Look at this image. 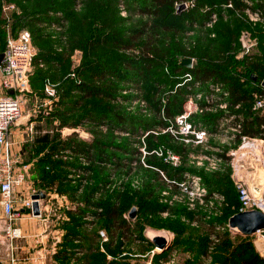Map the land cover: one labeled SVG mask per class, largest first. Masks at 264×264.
Returning <instances> with one entry per match:
<instances>
[{
	"label": "rangeland",
	"instance_id": "1",
	"mask_svg": "<svg viewBox=\"0 0 264 264\" xmlns=\"http://www.w3.org/2000/svg\"><path fill=\"white\" fill-rule=\"evenodd\" d=\"M198 2L208 4L196 10ZM183 3L186 8L179 14L209 11L210 15L193 22L186 18L181 31L168 35L171 44L177 42L178 47L194 53L183 56L193 59L191 68L182 65L183 58L180 66L195 68L201 63L199 55L207 51L205 62L214 58L215 62L225 63L227 74L233 76L231 80L251 94L252 104H246L250 107L231 106L234 98L221 80L199 78L188 71L177 73L166 64L163 70L156 65L151 72L154 75H145L147 78L138 83L106 77V82L119 86L114 98L85 99L81 91L74 90L67 100L81 98L82 106L64 114L70 106H53V102L60 99L65 79L102 82L88 74L79 77L78 72L84 61L97 60L102 49L85 56L76 45L90 39L94 26L100 23L95 24L99 14L112 15L110 19L118 22L119 36L125 39L123 43L127 42L129 30L146 19L138 13L139 1L0 0L2 11L7 4L15 9L13 18L18 22L13 23V34L21 28L31 31L34 56L50 47L60 55L68 54L62 67L54 63L41 67L52 76L55 95H49L45 86L34 91L31 80L38 78L39 65H33L23 114L10 134L13 159L18 167L27 170L22 192L31 187L47 194L41 200L47 205L44 213L39 217L26 215L19 222L25 237L15 241L17 264H145L156 247L149 239L153 232L167 234L173 241L167 252H156V258L175 256L181 264H238L231 249H226L240 239L230 232L229 217H225L229 205L221 201V177L231 180L242 161L250 157L257 160L247 149H239L241 129L230 125L236 120L225 118L232 114L245 118L248 108L264 112V107L254 109L264 79H253L254 74L264 76V0H241V7L233 0H186L176 2V12ZM25 12L27 18L20 21ZM49 16L60 18L63 25L50 21ZM6 25L3 17L0 52L8 46ZM166 44L170 43L163 45L164 52L169 50ZM107 51L108 56L130 54L117 44L110 45ZM256 63L263 69L261 72L254 69ZM110 66L121 75L126 72L122 63ZM175 78L180 80L177 85L173 83ZM180 87L186 88L182 94L183 111L190 113V120L209 128L200 143L193 140L192 132L183 131L177 115L172 118L160 111L158 103L166 104ZM46 100L50 103L45 104ZM203 103H207L204 111L200 105ZM87 105L114 114L112 118L100 115L74 124L72 116L79 115ZM57 110L60 116L55 115ZM75 143L81 145L80 151L69 147ZM173 156H178L176 164ZM159 164H165L167 169ZM178 168L182 170L176 177ZM194 177L199 178V184L191 183ZM43 185L46 186L42 188ZM134 207L137 215L131 218ZM115 211L118 213L113 217ZM250 238L254 244L260 240L258 234ZM0 260L9 263L6 246L1 242Z\"/></svg>",
	"mask_w": 264,
	"mask_h": 264
},
{
	"label": "trees",
	"instance_id": "2",
	"mask_svg": "<svg viewBox=\"0 0 264 264\" xmlns=\"http://www.w3.org/2000/svg\"><path fill=\"white\" fill-rule=\"evenodd\" d=\"M82 1V0H81ZM114 1H120V0H114ZM124 3L130 0H122ZM140 3V6L138 8L139 15H142L145 17V20H142L141 22L137 23L134 28H131L128 32L129 38L127 42H124V38L119 36L118 33V22L117 20L110 19L112 15H109L107 17L103 16L102 14H99L97 16V21L94 22L95 24L100 21L99 24H96L94 26V29L91 33V37L88 41H84L85 43L81 44L82 41H79V43L76 45L79 48L82 49L84 55H88L89 53L94 52L97 50V53L100 51L99 49H102L103 54L99 55L97 60H88L84 61L83 64L78 69L79 77L84 75H89V77L93 79L101 80L102 82L100 84H91L85 81H76L75 79H65L63 81V85H61V93H60V99L58 101L53 102V106L58 105H69L70 108H68L66 111H64V114L74 113L76 109L82 106V99L79 98L76 99H69V95L74 90H79L81 93H83V97L86 99L88 97H101V98H114L116 97V93L119 90L118 84H113L111 81H105L104 79L106 77H118L123 78L124 80L132 79L131 81H135L138 83L140 80H143L147 77H151L154 75L152 70L155 68V66L160 65L159 68L165 67L166 64L172 65L174 68V71L177 73H186L192 72L196 77L203 78V79H210L215 78L219 79L223 82L225 86H228V89L230 88V92L233 96V100L231 101V106H237L238 104H244L243 108L250 107L246 106V104L251 103L252 104V97L249 92L243 91L241 84L236 82V80L233 79V76L227 74L228 71H226L227 66L215 62V59L206 60L205 57H208V52L205 51L203 54L199 55V58L201 59V63H199L195 68L192 69H185V67L180 66V60L183 58L184 55H187L190 53L191 55L194 54L193 52L187 51L185 48H180L177 46V42H173L171 44V36H168L169 34L176 33L181 31V28L184 27L183 23L184 20L189 18L190 20L195 21L197 18H208L209 17V11L208 12H200L196 13L195 15H187V12L184 13H177L176 12V2L180 1H186V0H138ZM201 1V0H200ZM227 1V0H226ZM229 1V0H228ZM236 3L237 7H241V0H233ZM197 9L205 6L208 4L207 2H198ZM214 2L210 3L211 7H214ZM107 9V8H105ZM103 9L102 11H105ZM63 10H61L62 12ZM59 12V10L57 11ZM26 12L23 13V17L20 21L27 18ZM50 21H55L58 24H62L63 22L58 17H51L48 18ZM16 20V21H15ZM3 21V13L1 10L0 5V22ZM18 22L17 18H13V23ZM62 22V23H61ZM12 23V24H13ZM76 25V23H75ZM74 27L76 28V26ZM14 29V24H13ZM26 29V28H21ZM19 29V30H21ZM4 30V28H0V40L1 38V32ZM34 39V37H32ZM170 43L167 47H169V50L167 52L162 51L163 45L165 43ZM114 43V44H113ZM117 44L118 48L130 51V54L127 55H111L108 56V48L110 45ZM1 51V52H5ZM221 53V48H220ZM224 52H222L223 54ZM224 55V54H223ZM67 57L68 54L62 53L61 55L53 50V47L47 49L46 51L42 50L37 57L34 56L32 61V66L30 70L33 72V65L37 63L39 65V71H36L37 79L31 80V85L34 87V91L38 90V88H43L45 86V83L47 80H53L52 76L47 74L42 70L41 67L44 66V64H56L58 67H62L66 65L67 63ZM176 57V58H175ZM118 65L119 63H122L123 66L126 69V72H124V75H121L118 72V69L115 67L110 66V64ZM228 65V64H226ZM157 69V68H156ZM254 69L261 72L263 70L258 63L254 65ZM155 70V69H154ZM132 74L131 77H129ZM130 74V75H129ZM134 76V77H133ZM254 76L257 77V82H261L264 79V76H261V74H257ZM252 77V76H251ZM174 84L180 83V80L178 78H175ZM153 79L149 83H152ZM186 88L180 87L179 90L176 91V94H174L172 97L169 96L168 102L166 104L162 105L160 104V111H164V113L168 117H174L181 112H183V96L182 94L185 93ZM35 91V92H36ZM250 104V105H251ZM249 105V104H248ZM93 107V106H92ZM92 107L84 106V108L79 111V115L72 116L74 120V124H81L82 121L89 118L92 119L94 117L99 118L101 116L112 118V114L107 112L105 110L102 111H96V109H92ZM240 109V108H239ZM96 114V116H94ZM55 115H61L60 111L57 110L55 112ZM101 115V116H100ZM118 116H122L121 114H118ZM124 118H120V121H122ZM101 121V120H100ZM242 122V135H249L252 137H262L264 138V112H254L250 108H248V115H246L245 118H243ZM67 121L63 122V125H66ZM69 144L71 142H68ZM75 146H69L71 148H74L75 151H80L79 146H81L78 143L74 144ZM85 146V145H84ZM77 149V150H76ZM226 157V155H225ZM50 163H53L55 161H49ZM156 164V163H153ZM161 168L167 169L165 164H159ZM182 169L178 168L175 170L174 176L178 177L179 173ZM42 179L47 180V176H43ZM48 181V180H47ZM223 184L225 186V189L223 187ZM43 185L42 188H44ZM221 188L223 192L228 196L229 198V207L225 210L226 218L232 216L233 214L239 212L240 208V201L239 198L236 197V191L235 187L233 185V182L229 180L227 177H221ZM150 197V196H149ZM86 202L88 204H91V201L89 198L86 199ZM145 205V204H144ZM117 211L113 213V217L117 215ZM236 239H240L236 244L233 246L229 245L226 246L227 250H230L233 252V255L236 259H238V264H264V256H262L256 249L255 244L253 240L250 238V236H243L238 235ZM227 241V240H226ZM226 244V243H225Z\"/></svg>",
	"mask_w": 264,
	"mask_h": 264
},
{
	"label": "built area",
	"instance_id": "3",
	"mask_svg": "<svg viewBox=\"0 0 264 264\" xmlns=\"http://www.w3.org/2000/svg\"><path fill=\"white\" fill-rule=\"evenodd\" d=\"M231 5L232 4H230V6ZM2 12L6 20V29L9 38L8 46L5 51V59L2 65H0V84L2 87L0 92V149H2L0 153V242L6 246L9 263L0 260V264H17L15 257V241L25 237V231L19 222L26 215L32 216V195L36 193L37 190L28 187L26 191L24 190V193L22 192L21 187L23 185L25 186L27 183V170L18 167L16 160L13 159V155L10 151L12 145L10 134L12 126L16 124L17 120L23 114L22 105L25 103L24 96L27 92H30L29 73L35 50L30 30L21 29L18 30L16 34H13L11 25L15 13L14 7L7 4L3 7ZM187 75L191 77V73ZM223 86L225 85L223 84ZM262 87L263 91L258 93V99L254 102V109L264 107V85H262ZM12 90L13 93H11ZM45 91L49 95L56 94V90L50 80H47L45 83ZM225 92L228 96L229 92ZM214 98L217 99L218 97ZM48 103H50V101L47 100L45 104ZM218 104L221 105V100H219ZM200 105L202 111H204V107L207 106V103ZM239 106L240 104L236 107L238 108ZM189 117L190 113L183 111L176 116V121L179 122L183 131L192 132L194 135L193 140L200 143L208 134L209 128L198 125L193 120H190ZM225 120H236V123L230 125L241 129L240 137L242 141L239 149H247L257 161L264 162V138L242 135L241 121L243 118L240 116L238 117L232 114L227 116ZM260 156H262L263 159H261ZM172 158L175 160L176 164L178 156H173ZM236 182L240 201L239 212L252 209H261L264 211V197L255 196L249 187L245 185L243 179L239 178ZM191 183L199 184V178L194 177ZM189 185V190H192V184ZM45 209L46 208H42L41 206V215L44 213ZM256 234L260 236V240H257L255 243L257 251L264 256V230H260ZM160 251L158 247H155L151 252L150 259L145 264H181L175 259V256L156 258V252L160 253Z\"/></svg>",
	"mask_w": 264,
	"mask_h": 264
},
{
	"label": "water",
	"instance_id": "4",
	"mask_svg": "<svg viewBox=\"0 0 264 264\" xmlns=\"http://www.w3.org/2000/svg\"><path fill=\"white\" fill-rule=\"evenodd\" d=\"M186 8V4H180L178 6L177 12L180 13ZM5 59V52H0V65H2ZM182 65L191 68L193 64V59L190 57L183 58L181 61ZM253 79H257L256 76H253ZM264 85V81H263ZM13 93V90L11 91ZM47 198V194L43 190H39L38 192L32 195L33 199V207L32 213L34 217H39L41 215V206L40 200ZM137 215V209L134 207L130 212V217L134 218ZM229 229L235 236L243 235V236H253L260 230H264V211L261 209H252L240 211L233 214L229 218ZM149 239L151 242L161 249V251L168 250L173 241L167 234L162 233H150Z\"/></svg>",
	"mask_w": 264,
	"mask_h": 264
},
{
	"label": "crops",
	"instance_id": "5",
	"mask_svg": "<svg viewBox=\"0 0 264 264\" xmlns=\"http://www.w3.org/2000/svg\"><path fill=\"white\" fill-rule=\"evenodd\" d=\"M260 158L263 159L262 156H260ZM239 178L243 179L245 185L249 187V189L255 194V196L264 197V162L262 161L256 162L250 157L242 161L241 164L238 165V167L235 169V175L233 174L231 175V181L233 182V185L235 187L236 197H238L236 181ZM227 198L228 196L223 192L221 188V199H223L221 201L227 202V204L229 205V201H227ZM41 206L42 208H47V205H44L42 201H41Z\"/></svg>",
	"mask_w": 264,
	"mask_h": 264
}]
</instances>
